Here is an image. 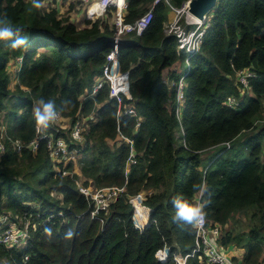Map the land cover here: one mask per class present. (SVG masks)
<instances>
[{
  "label": "trees",
  "instance_id": "16d2710c",
  "mask_svg": "<svg viewBox=\"0 0 264 264\" xmlns=\"http://www.w3.org/2000/svg\"><path fill=\"white\" fill-rule=\"evenodd\" d=\"M43 1L36 9L32 0H0V18L7 17L29 39L27 49L0 42V132L6 126L0 213L12 220L27 218L30 233L28 247L0 246V256L8 264H171L169 258L158 259L164 244L186 253L195 231L173 222L171 201L182 197L194 204L199 192L193 185L206 181L208 191L201 200L211 201L206 218L221 227L219 245L241 249L232 255L241 264H264V0L217 1L200 48L188 58L181 105L164 79L177 80L173 67L184 61L175 37L163 31L164 4L154 7L140 35L117 37L115 7L97 19L84 18L79 26L71 20L73 4L60 13ZM170 1L179 6L185 0ZM151 2L126 0L123 22H133ZM112 48L118 51L120 70L128 73L131 99L123 97V103L136 112L122 113L118 120L107 85L80 97L91 91ZM12 58H21L18 71ZM240 70L254 73L247 89L236 82ZM230 95L240 101L238 106L225 104ZM41 98L54 101L58 110L63 106L60 114L69 122L95 116L79 146L68 139V131L45 130L82 148L77 159L54 162L44 140L34 151L27 147L35 137L33 113ZM66 100L71 103L63 105ZM179 125L182 132L176 134ZM118 132L132 139L136 154L127 172L129 144ZM14 139L22 143L19 150ZM237 141L246 155L241 147L233 150ZM81 185H124L125 190L92 216V200L80 192ZM141 192L143 199H131ZM136 204L151 209L141 231L132 222ZM134 218L145 215L138 212ZM69 230L73 236L66 239ZM186 264H200V256Z\"/></svg>",
  "mask_w": 264,
  "mask_h": 264
},
{
  "label": "built area",
  "instance_id": "2783aa9c",
  "mask_svg": "<svg viewBox=\"0 0 264 264\" xmlns=\"http://www.w3.org/2000/svg\"><path fill=\"white\" fill-rule=\"evenodd\" d=\"M85 4L89 19H97L102 17L104 13L110 7H115L114 15V34L119 36L123 33L134 32L140 35L150 24L154 7L158 4H164L166 11L170 10L171 14L165 15L163 21V31L166 36H173L177 41V49L183 52L185 55L190 56L191 54L198 51L202 41L203 33L207 27V19L205 21H198L192 15L187 12L186 2L183 1L181 5L174 6L170 0H152L151 4L145 8V10L133 21L123 22V11L127 8L126 0H82ZM192 25H195L191 27ZM187 62V58H186ZM21 58H15L14 69L18 71L21 66ZM188 69V68H187ZM184 76L180 75L177 80H168V85L175 88L176 101L181 105L184 99L183 88L185 85ZM254 76L249 70H240L236 73V82L247 89L249 85V79ZM104 85L108 86V96L113 98L117 102L116 117L119 119L120 115L129 114L134 116L136 114L135 109L132 105L123 103V97L131 99L128 90V73L120 70L118 63V51L116 48H112L106 55V63L103 66L102 72L98 78L95 79L91 91L83 93L80 97L85 99L86 97L94 95L99 88ZM239 100L236 97L228 96L225 99V104L229 107H235L239 105ZM95 116L90 114L88 118L79 116L72 122H69L67 117H63L60 114V118L55 122L51 123L48 127L51 129H58L68 131L67 136L70 141H74L77 145L83 140V132L87 128V123L94 122ZM139 122L136 123V126ZM5 129L2 128L0 132V154L5 151L4 142L2 138L5 135ZM120 140L125 141L129 144V153L125 161V171L129 170V167L136 163V154L133 148L132 139L124 136L118 132ZM39 140L45 141V147L49 153V157L54 162L62 161L63 164L68 163L70 160L77 159L81 155L82 148L77 146H70L67 138L62 136H54L51 132L47 133L45 130H40L38 125L35 126V137L27 144V147L31 150H36L39 145ZM13 145L16 149L22 147V143L18 139L13 140ZM226 147L230 146V143H225ZM79 146V145H78ZM62 174L68 173L67 170H61ZM79 190L86 197L92 200L93 208L91 215H95L99 210H106L111 201L119 196L124 190L125 186H106L100 188L87 187L81 185ZM145 193L141 192L135 196L136 200L144 198ZM200 193L194 197V204L201 203ZM151 209L136 204L135 209L132 212V222L136 229H142L150 220ZM140 212V216L145 215V218L135 220L134 216ZM154 221V220H153ZM194 228V245L190 251L183 253L179 249L174 250L173 247L164 244L162 250L158 255V259L166 260L169 258L171 264H186L189 258L195 255L200 256V264H241L240 262L232 259L233 253L226 255L223 253L224 249L219 245L218 238L221 234V227L219 224H210L205 220L202 226H193ZM30 233H29V221L27 218L23 220L17 218L12 220L7 213H0V246L7 249L21 250L29 246ZM28 254L23 255V259L27 260Z\"/></svg>",
  "mask_w": 264,
  "mask_h": 264
},
{
  "label": "clouds",
  "instance_id": "9594fccd",
  "mask_svg": "<svg viewBox=\"0 0 264 264\" xmlns=\"http://www.w3.org/2000/svg\"><path fill=\"white\" fill-rule=\"evenodd\" d=\"M33 7L36 9L41 8L43 5L40 0H32ZM0 42H10V47L12 49H27L29 46V39L26 35H21L20 29H15L12 25V22L7 18H0ZM183 53V52H182ZM184 54V53H183ZM190 56L184 54V60L187 58V65L189 67V58ZM188 70V69H187ZM71 101H64L63 105L70 104ZM38 107L34 109V118L36 124L40 130H46L49 125L55 122L60 118V113L63 111V106L58 110L54 101L45 100L41 98L38 101ZM2 150V146H0ZM194 190L198 191L203 197L204 193L208 191L207 183L202 182L198 185H193ZM175 214L172 217L174 223L189 225V226H202L206 220L205 208L210 200H204L201 203L192 204L182 197H176L171 201ZM45 233L51 235V229L46 228ZM73 233L69 230L66 233V239H71Z\"/></svg>",
  "mask_w": 264,
  "mask_h": 264
},
{
  "label": "crops",
  "instance_id": "0c3cea01",
  "mask_svg": "<svg viewBox=\"0 0 264 264\" xmlns=\"http://www.w3.org/2000/svg\"><path fill=\"white\" fill-rule=\"evenodd\" d=\"M43 4L57 7L60 13H63L69 8L70 4H73L71 11V20L75 25L83 26V19H89L85 4L82 0H44ZM178 65L179 63L175 66V68H177ZM166 78L167 76L164 77V79ZM231 251L235 253L237 252L238 254L242 252L241 249L236 248L232 249Z\"/></svg>",
  "mask_w": 264,
  "mask_h": 264
},
{
  "label": "water",
  "instance_id": "95a60500",
  "mask_svg": "<svg viewBox=\"0 0 264 264\" xmlns=\"http://www.w3.org/2000/svg\"><path fill=\"white\" fill-rule=\"evenodd\" d=\"M218 0H187V12L198 21H205L209 13L216 7Z\"/></svg>",
  "mask_w": 264,
  "mask_h": 264
},
{
  "label": "rangeland",
  "instance_id": "374dc122",
  "mask_svg": "<svg viewBox=\"0 0 264 264\" xmlns=\"http://www.w3.org/2000/svg\"><path fill=\"white\" fill-rule=\"evenodd\" d=\"M171 14V11L170 10H167L166 11V15H170ZM208 18V17H207ZM193 26H195V25H192L191 27H193ZM12 61L14 60V58H12L11 59ZM187 68H188V65H187V63H186V61L184 60H181L180 62H179V65H178V67L177 68H175L174 67V70H175V72H176V75L177 76H179V75H183V74H185L186 73V71H187ZM13 70H14V72H15V69H14V62H13ZM13 121V120H12ZM6 122V121H5ZM258 122H260V121H258ZM257 122V123H258ZM5 124V123H4ZM4 128L6 127V126H3ZM178 131H181L182 132V126H178V128H176V130H175V133L176 134H178ZM240 138H242V137H240ZM263 142H264V140H263ZM233 150H237V149H239L240 147H241V145H240V142H235L234 144H233ZM221 149H223V147H216V150L217 151H219V150H221ZM241 150H242V155H246V153H247V150H245L243 147H241ZM245 216H243V215H238V218L239 219H241L242 221H244L245 220V218H244ZM16 218H14L13 220H15ZM247 221V220H246ZM223 253L224 254H226V255H230V254H234L235 252H233V251H230V250H224L223 251ZM0 264H8V260H7V258H5V257H2V256H0Z\"/></svg>",
  "mask_w": 264,
  "mask_h": 264
}]
</instances>
